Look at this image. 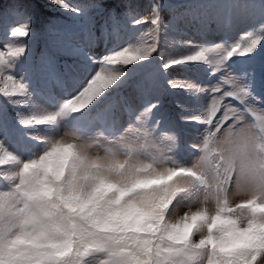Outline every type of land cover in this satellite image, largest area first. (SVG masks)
<instances>
[{
	"label": "clouds",
	"instance_id": "9594fccd",
	"mask_svg": "<svg viewBox=\"0 0 264 264\" xmlns=\"http://www.w3.org/2000/svg\"><path fill=\"white\" fill-rule=\"evenodd\" d=\"M52 3L79 11L68 0ZM243 36V48L192 46L162 65L167 72L200 59L213 74L227 72L220 81L228 87L168 81L215 93L182 117L199 126L187 155L176 131L151 122L155 104L122 128L119 117L91 115L130 65L153 57L155 36L109 56L54 108L37 105L26 88L28 111L18 119L26 146L0 135V264H264V98L227 67L256 51L264 24ZM26 47L0 51V72H14Z\"/></svg>",
	"mask_w": 264,
	"mask_h": 264
},
{
	"label": "rangeland",
	"instance_id": "374dc122",
	"mask_svg": "<svg viewBox=\"0 0 264 264\" xmlns=\"http://www.w3.org/2000/svg\"><path fill=\"white\" fill-rule=\"evenodd\" d=\"M68 3L79 11L59 8L52 0H0L4 19L0 18V51L6 52L21 41L27 46L24 56L15 64V71H5V77L14 75L16 80L25 82L32 101L51 109L58 101L74 95L103 57L141 37L151 43L155 36L157 51L153 57L130 65L126 75L91 110V115L103 119L115 113L114 117L120 118L118 127L122 128L143 109L155 104L151 122L155 124L158 120L162 130L179 134L183 155L188 154L186 145L194 139L199 126L182 117L191 116L210 103L213 93L194 95L170 87L168 81H188L210 88L220 81L222 73L213 74L202 61L184 64L181 74L174 73L172 68L165 72L164 61L192 46L233 44L244 33L264 24V0H156L161 4L159 33L152 32L153 0H68ZM145 4L151 6V11L141 17ZM136 20L141 23L135 24ZM24 24L30 26L28 38L12 37L11 29ZM56 65L61 67L62 74L52 78L51 69L55 70ZM228 71L243 77L254 94L264 98V44L247 56L232 57ZM5 86L11 87V82L0 80V88ZM166 86L179 112L172 113L171 105L166 103L169 99ZM9 99H16L19 104L14 106ZM161 102L164 105L158 106ZM27 103L24 95L9 98L0 93V134H6L10 145L18 149H23L27 142L18 123L17 109L27 112Z\"/></svg>",
	"mask_w": 264,
	"mask_h": 264
},
{
	"label": "snow or ice",
	"instance_id": "6c2138e0",
	"mask_svg": "<svg viewBox=\"0 0 264 264\" xmlns=\"http://www.w3.org/2000/svg\"><path fill=\"white\" fill-rule=\"evenodd\" d=\"M160 7H161V4L156 3V0H153V18H152V20H151V24L154 26V28L152 29V32H153V33H159L160 30H161V27H162L161 22H160V19H159V15H158V10H159ZM140 23H141V20H136V21H135V24H140ZM12 31H18L19 35L16 36V37H23V38H26V39H27L28 36H29V34H30V26H29L28 24H24L23 26H16V27H13V28L11 29V32H12ZM11 32H10V34H11ZM25 32H27V36H25ZM26 39H25V40H26ZM244 40H245V36H242V37L240 38V40L237 41V42H235V43H233V45L239 44V45L241 46V48H243V46H244ZM261 44H264V40H261L260 46H261ZM124 47H125V46H124ZM124 47H121V48H119V49H117V50L111 52L110 54H108V55L104 58V60H100V61L98 62V64H99V65H103V64L105 63V60H107L109 56H111L112 54L116 53L117 51L122 50ZM210 52H211V49H205V50H203L200 54H201L202 56H207V55L210 54ZM249 54H251V52H250ZM234 56H238V55H234ZM234 56H232V57H234ZM232 57H230L229 60H231ZM200 61H202V60H200V59H194V60H191V61H185V63H195V62H200ZM202 62H203V61H202ZM227 67H228V66H227ZM96 70H97V69H96ZM96 70H95V71H96ZM95 71H94V72H95ZM94 72H93V73H94ZM4 73H5V72H0V80H4V81L11 82V87L5 86V87H3V88H0V93H2L4 97H9V98L15 97V96H17V95H22V93L24 92V90H25L26 88H28V86L26 85V83L23 82V81L21 80V81H19V84H17V83H16L17 80L15 79V77H14V79H12V80L5 79V75H4ZM93 73H92L91 75H93ZM218 73H222V76H223V75H225L227 72H226V69H220ZM91 75H90L88 78H90ZM8 76H9V75H8ZM12 76H14V75H12ZM122 78H123V77H122ZM122 78H121V79H122ZM237 78H238L242 83L248 85V83L245 82V80H244L243 77H241V76H237ZM86 82H87V80L81 85V87H83L84 84H85ZM117 82H118V81H117ZM174 83H177V82H174ZM183 83H184V82H180V84H183ZM220 83H221L222 85H224V87H228V86H229V85L224 84V81H223V80H221ZM81 87H80V88H81ZM80 88H79V90H80ZM79 90H78V91H79ZM213 95H215V93H213ZM7 101H8L9 103H11L12 105H14V106L17 105V104H19V101L16 100V99H9V100H7ZM21 114H22V112H21L19 109H17V119H19V117H20ZM0 135H2L3 137H7L6 134H0ZM6 142H7L8 144H10V143H9V140H8V137H7V141H6Z\"/></svg>",
	"mask_w": 264,
	"mask_h": 264
},
{
	"label": "trees",
	"instance_id": "16d2710c",
	"mask_svg": "<svg viewBox=\"0 0 264 264\" xmlns=\"http://www.w3.org/2000/svg\"><path fill=\"white\" fill-rule=\"evenodd\" d=\"M145 7H146L145 12L141 14V17H145L151 11V6H147V4H145ZM32 11H33V9H32Z\"/></svg>",
	"mask_w": 264,
	"mask_h": 264
}]
</instances>
